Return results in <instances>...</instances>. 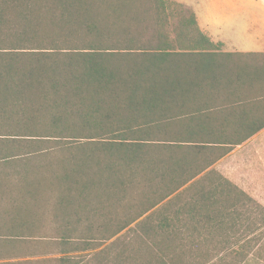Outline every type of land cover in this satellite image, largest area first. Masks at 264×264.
<instances>
[{
	"label": "trees",
	"instance_id": "1",
	"mask_svg": "<svg viewBox=\"0 0 264 264\" xmlns=\"http://www.w3.org/2000/svg\"><path fill=\"white\" fill-rule=\"evenodd\" d=\"M164 5L0 0V204L17 212L0 232L58 185L59 207L109 209L113 264H242L264 240V206L213 169L264 128V55L223 53Z\"/></svg>",
	"mask_w": 264,
	"mask_h": 264
},
{
	"label": "rangeland",
	"instance_id": "2",
	"mask_svg": "<svg viewBox=\"0 0 264 264\" xmlns=\"http://www.w3.org/2000/svg\"><path fill=\"white\" fill-rule=\"evenodd\" d=\"M142 1L146 8H152L155 3L161 5L163 1L165 14L169 20L186 26L191 11L182 5L170 0ZM183 42L185 43V40ZM217 167L213 169L224 176L223 164ZM56 170L55 167L51 168L46 174L48 178H51ZM15 184L17 183L15 182ZM61 194L62 189L55 185V189L49 190L43 200L39 202L31 200L27 202V206L21 202L18 203L19 218L27 221V224L18 230L0 232V264L114 263V254L100 253L102 249L106 250L105 246L108 242L102 244L97 240L99 237L106 236L104 229L109 233L113 232L112 228L104 227L107 222L104 218L101 219V214L104 215L109 209L93 211L89 208L86 210L75 204L68 208L59 207L60 205H56L58 202L54 200L59 199ZM0 210H10L13 215L17 214L15 206L12 207L8 201L0 204ZM3 216H0L1 222ZM7 222L9 221L7 220ZM124 234L129 236L128 229L121 233V235ZM89 238L95 239L91 245L79 244L86 243ZM250 255V262L248 261L246 264H264V240H260L257 248Z\"/></svg>",
	"mask_w": 264,
	"mask_h": 264
},
{
	"label": "crops",
	"instance_id": "3",
	"mask_svg": "<svg viewBox=\"0 0 264 264\" xmlns=\"http://www.w3.org/2000/svg\"><path fill=\"white\" fill-rule=\"evenodd\" d=\"M170 1L189 9L199 30L211 43L220 45L221 52L264 55V0ZM253 110L262 114L259 120L264 122V104ZM220 164L227 179L264 206V128L234 146L213 168ZM253 252L242 264L250 260ZM195 262L192 256V264Z\"/></svg>",
	"mask_w": 264,
	"mask_h": 264
}]
</instances>
